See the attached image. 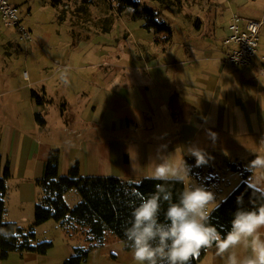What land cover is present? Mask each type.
<instances>
[{"label":"crops","instance_id":"obj_1","mask_svg":"<svg viewBox=\"0 0 264 264\" xmlns=\"http://www.w3.org/2000/svg\"><path fill=\"white\" fill-rule=\"evenodd\" d=\"M27 1L21 5L24 14L29 10L28 17L32 7ZM148 2L160 8L159 3ZM39 3L49 9L43 1ZM166 3L158 19L169 28L167 37L125 15L114 20L108 33L84 37L72 45L70 27L56 22L53 12L45 16L49 17L46 23L41 21V29L22 20L32 37L31 29L38 28L43 37L49 36L39 48L40 57H33L29 64L30 73L24 72L30 83L27 91L7 86L0 91L1 169L6 162L10 169L6 222L22 229L32 224L38 199L35 183L53 149L60 151L62 177L77 164L82 177L140 182L156 179L155 167L165 159L179 165L187 156L196 158L188 151L195 146L203 149L207 160L200 165L207 179L197 182L213 192L218 203L243 180L264 190V174L250 169L257 156L264 157V77L257 71L264 51V0ZM233 18H239L240 25L243 20L262 23L251 65L232 67L223 62L228 50L223 41ZM61 36L62 42L50 40ZM34 49L26 48L28 58ZM1 70L9 75L5 68ZM65 75L67 85L62 80ZM32 91L44 97V105L35 104ZM50 103L55 105L54 112L49 111ZM35 114L43 117L45 126L36 123ZM232 164L239 165L240 171H231ZM243 170L249 173L245 179ZM41 231L48 235L43 241L52 243L47 254L11 252L0 264H62L74 248L93 245L86 229L75 226L65 230L48 221L36 228V242H43L38 238ZM236 253L243 258L249 250L240 246ZM195 259L196 264H225L215 246L201 250ZM84 264L135 261L131 250L106 233L102 247L93 249Z\"/></svg>","mask_w":264,"mask_h":264},{"label":"trees","instance_id":"obj_2","mask_svg":"<svg viewBox=\"0 0 264 264\" xmlns=\"http://www.w3.org/2000/svg\"><path fill=\"white\" fill-rule=\"evenodd\" d=\"M149 1L165 5L167 0ZM114 2L116 18L128 15L133 21L142 20L143 28L154 34L166 37L169 35L170 30L166 24L159 22L157 10L148 6L147 3L138 0H114ZM113 24L112 17H104L100 33H108ZM70 37L72 45L77 41L85 40L80 37L75 26H70ZM31 98L38 106L45 104L44 97L34 91L31 92ZM34 118L40 127L45 126V120L41 115L35 114ZM59 161V149L51 150L44 163L42 176L35 183L38 199L34 207L33 222L28 228L22 229L15 223L6 222L4 219L10 169L8 162L1 169L0 157V232L3 233L0 234L1 260H5L11 252L31 251L40 255L47 254L52 248V243L49 241L36 242L35 230L48 221L56 223L65 230L71 226L86 229L88 241L93 243L86 249L74 248L72 255L62 264H84L93 249L102 247L106 233L114 235L123 243L124 249L130 251L125 231L131 224V213L134 208L144 198L157 194L158 185H163L171 193L172 202H178L180 194L185 189L184 183L164 182L158 179H144L137 182L116 177H82L77 164L70 169L67 176L62 177L59 175ZM183 161L190 169L189 178L198 180L203 170L200 165L197 166L196 158L187 156ZM229 168L231 171H240L239 165L232 164ZM241 173L244 179L249 174L245 170ZM71 191H75L80 199L73 207H70L64 199L65 194ZM159 194L163 196V193ZM238 198H242L243 207L246 210H255L264 206V194L244 180L240 182L219 203V207H215L209 213V223L222 236H226L231 231V222L239 207ZM167 207L168 202L161 198V221L164 220ZM191 264H196L195 258H192Z\"/></svg>","mask_w":264,"mask_h":264},{"label":"clouds","instance_id":"obj_3","mask_svg":"<svg viewBox=\"0 0 264 264\" xmlns=\"http://www.w3.org/2000/svg\"><path fill=\"white\" fill-rule=\"evenodd\" d=\"M62 80L65 85L69 83L66 75ZM188 151L196 157L197 166L207 163L203 149L193 146ZM250 169L264 174V157L257 156ZM189 171L184 161L171 165L165 159L156 165L155 178L184 183ZM161 198L168 202L163 221L160 219ZM237 204L231 231L222 236L209 223L208 209L219 207L212 192L189 183L178 202H172L171 193L158 185L157 194L144 198L134 208L131 224L125 231L135 264H191L201 250H211L213 246L217 255L224 257L225 264H264V206L246 210L242 198H238ZM240 246L249 250L243 258L236 253Z\"/></svg>","mask_w":264,"mask_h":264},{"label":"rangeland","instance_id":"obj_4","mask_svg":"<svg viewBox=\"0 0 264 264\" xmlns=\"http://www.w3.org/2000/svg\"><path fill=\"white\" fill-rule=\"evenodd\" d=\"M10 1L13 4L18 5L22 14L21 16L24 24L32 23L33 25H38V27L41 29L43 26V24H41V21L46 23L53 12L55 14L53 18L55 19V21L57 20L61 23H66L69 27L75 26V29L76 31H79L81 38L85 36L91 37L95 34H99L101 32L100 30L104 17H112L114 20L116 19V15L114 14L116 4L114 0H41L43 1L44 5H49V9L41 8L39 0H28L27 4L32 7V15L28 17L27 14L29 10L25 12V14L22 10V0ZM32 1L33 3L30 4ZM138 1H145L144 3H147L149 0ZM148 6L152 7L153 5L149 4L148 2ZM163 6L165 7L166 5H159L160 8H162ZM160 8H157V12L161 11ZM29 9L31 10V8ZM42 10L45 11L42 13ZM46 15H49V17H45ZM39 28L35 30L31 29L34 37V42L32 37V42H25V44H23L20 42L17 32L15 33V31H13L12 29L5 28L0 23V63H6L7 61L10 63L9 64L7 62L8 65L6 64L5 66L0 65V91L2 89H5L6 86L12 91L19 90L20 93H25L27 91L28 85L30 83L24 77V72L30 73L29 64L31 63V61H33V57H40V54L38 53V51L40 50L39 48L44 44V39L46 40L49 36H47V34H44L43 37V35L38 31ZM44 29L47 30V28ZM50 40L62 42L64 40V37L61 36V38L58 39L52 37ZM26 48H35L34 54L30 55L29 58L27 57L29 54L24 53L25 51H27ZM1 68H5V70L7 71L6 74L9 75L5 76ZM3 79L6 80L3 81ZM48 107L49 111L54 112L55 105L53 103H50ZM201 177L202 175L199 177V179ZM189 179L187 180L186 186L189 183L199 186L197 180ZM206 179L207 177L204 176L202 177L201 181H204ZM216 195L220 196V193H217ZM65 200L70 207H73L79 202L80 199L75 191H71L69 194H67ZM208 212L210 213L211 209H208ZM12 213H14V211H12ZM43 231L39 232L38 234V238L41 241H43L44 238H48V235H46V233Z\"/></svg>","mask_w":264,"mask_h":264},{"label":"built area","instance_id":"obj_5","mask_svg":"<svg viewBox=\"0 0 264 264\" xmlns=\"http://www.w3.org/2000/svg\"><path fill=\"white\" fill-rule=\"evenodd\" d=\"M21 12L18 6L10 0H0V22L8 29L17 32L20 41L32 42L30 31L23 25ZM239 18H233L229 25V34L223 44L228 50L223 62L232 67H244L251 65L257 56L261 22L254 20H243L239 24ZM262 65L258 68V75L264 77V51L259 55Z\"/></svg>","mask_w":264,"mask_h":264}]
</instances>
